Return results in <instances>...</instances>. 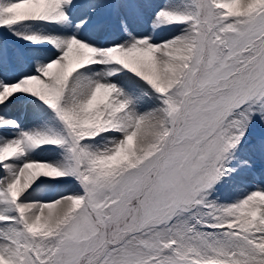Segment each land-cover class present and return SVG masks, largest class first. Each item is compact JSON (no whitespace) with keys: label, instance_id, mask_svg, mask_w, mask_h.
Returning <instances> with one entry per match:
<instances>
[{"label":"snow or ice","instance_id":"obj_1","mask_svg":"<svg viewBox=\"0 0 264 264\" xmlns=\"http://www.w3.org/2000/svg\"><path fill=\"white\" fill-rule=\"evenodd\" d=\"M0 264H264V0H0Z\"/></svg>","mask_w":264,"mask_h":264},{"label":"rangeland","instance_id":"obj_2","mask_svg":"<svg viewBox=\"0 0 264 264\" xmlns=\"http://www.w3.org/2000/svg\"><path fill=\"white\" fill-rule=\"evenodd\" d=\"M0 132H2V130Z\"/></svg>","mask_w":264,"mask_h":264}]
</instances>
